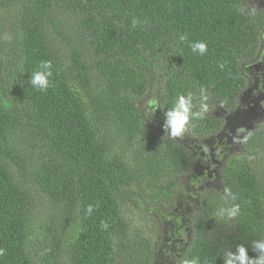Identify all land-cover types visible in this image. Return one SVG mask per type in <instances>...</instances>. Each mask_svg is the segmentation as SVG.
Returning <instances> with one entry per match:
<instances>
[{
	"label": "trees",
	"instance_id": "16d2710c",
	"mask_svg": "<svg viewBox=\"0 0 264 264\" xmlns=\"http://www.w3.org/2000/svg\"><path fill=\"white\" fill-rule=\"evenodd\" d=\"M251 1L0 0V264H156L129 201L188 232L159 264H224L240 245L264 257V9ZM179 95L190 121L173 137ZM235 107L243 127L223 118ZM216 162L214 187L202 171Z\"/></svg>",
	"mask_w": 264,
	"mask_h": 264
},
{
	"label": "rangeland",
	"instance_id": "374dc122",
	"mask_svg": "<svg viewBox=\"0 0 264 264\" xmlns=\"http://www.w3.org/2000/svg\"><path fill=\"white\" fill-rule=\"evenodd\" d=\"M251 7L262 10L264 9V0H252L250 2ZM260 51L264 53V39H262L261 44H260ZM264 55V54H263ZM150 100L151 97L150 96H146L142 102L141 105V110L144 113L147 122L150 124V126H153L154 122L152 121V118H150L147 109L150 106ZM261 102L264 105V98L261 99ZM239 111V112H238ZM241 112L242 110H238L237 107L233 108V109H229L227 115L225 113H223V118H230V120L232 121V124L234 125L233 127L239 126V127H243L244 125L242 124L243 122L240 121L241 119ZM230 115L232 117H230ZM244 121V120H243ZM236 132V131H235ZM220 136H224L223 133L220 134ZM229 140V144L228 147L226 146V149L229 150V152H232L236 146L234 145V142H236L233 138H228ZM235 139H236V135H235ZM223 166L222 162H216V165L214 166H210L208 169H205L202 171V175H206L207 177H209V181L208 183L211 186L216 187L217 185H219V181H220V177H219V167ZM195 176L193 177L195 179V177H199L200 173H201V167H196L195 170L193 171ZM190 178V176L188 177V179ZM204 183L203 182H199L197 181L195 183L196 188L193 191L192 195L189 197V202L190 204H194L195 203V198H193V195H196V193L201 190L202 185ZM180 188L184 191L182 197L185 198L186 196V190H187V180H185L184 178L181 179V184L179 185ZM183 200V199H182ZM175 204H177L175 207L171 208V211L174 212L175 208L180 206L182 207V202L181 199L177 198L176 202H174ZM47 204L44 203V201H39L38 202V212L39 211H43L46 210ZM167 209V208H166ZM123 215L124 217L131 222V224L136 225L142 229H144L146 234H152V235H156L158 238L157 240H155L156 242V248H157V252H156V264H159V260H166L168 263H171L172 259L175 256V253L179 250L182 249L183 244L185 239L188 236V232L186 230V228H183L180 224H178V226H176V229L173 232V228L175 227L176 223L174 222V224H169L168 220L165 221H159L156 220V216L155 219H153L154 215L150 214V215H146L143 217V214L140 213L138 211V209L135 206V203L132 201L126 202L123 206ZM171 212V213H172ZM171 220V218H170ZM170 230V233L167 235V232ZM160 236V237H159ZM176 239L173 240V242H170L169 244H165L166 240L168 239ZM180 240V241H179ZM175 242L180 243L179 245L175 246ZM158 250H159V254H158ZM160 258V259H159Z\"/></svg>",
	"mask_w": 264,
	"mask_h": 264
},
{
	"label": "clouds",
	"instance_id": "9594fccd",
	"mask_svg": "<svg viewBox=\"0 0 264 264\" xmlns=\"http://www.w3.org/2000/svg\"><path fill=\"white\" fill-rule=\"evenodd\" d=\"M135 24L136 21L134 20ZM181 40L186 39V37L181 36ZM193 52L199 51L201 55L207 50V46L203 42H196L191 45ZM40 68L43 69L40 71H35L30 77V84L37 88L38 90H47L49 85L48 77L52 75L51 71V62L44 61L41 62ZM205 101L207 97L204 98ZM190 96L179 95L176 99L174 106L167 112V125L171 128V135L173 137L182 136L185 131V126L189 124L190 121ZM202 108L207 111L208 104L203 103ZM89 212H91V207H89ZM233 214V213H230ZM258 247L264 248V245H258ZM238 255H233L228 253L224 257V264H235V261H239L240 264H253L247 255V249L240 245L237 248ZM185 264H196V260L186 261ZM255 264H264V257H261L259 260L255 261Z\"/></svg>",
	"mask_w": 264,
	"mask_h": 264
},
{
	"label": "flooded vegetation",
	"instance_id": "af4514ba",
	"mask_svg": "<svg viewBox=\"0 0 264 264\" xmlns=\"http://www.w3.org/2000/svg\"><path fill=\"white\" fill-rule=\"evenodd\" d=\"M225 137H226V135H225ZM231 136H228L227 138H230ZM234 145L236 146L237 145V142H234Z\"/></svg>",
	"mask_w": 264,
	"mask_h": 264
}]
</instances>
